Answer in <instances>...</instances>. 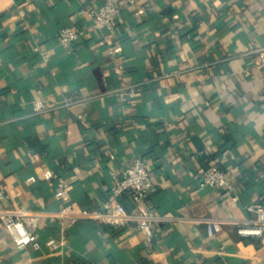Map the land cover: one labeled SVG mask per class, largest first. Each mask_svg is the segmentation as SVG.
<instances>
[{"label": "crops", "instance_id": "crops-1", "mask_svg": "<svg viewBox=\"0 0 264 264\" xmlns=\"http://www.w3.org/2000/svg\"><path fill=\"white\" fill-rule=\"evenodd\" d=\"M102 1L0 0L1 185L7 204L44 213L41 242L64 240L19 249L2 232L0 264H264V234L239 236L231 221L264 205V71L254 66L264 0H138L99 30L80 11ZM65 26L86 30L71 49ZM36 98L57 107L34 112ZM137 157L154 186L138 206L129 193L123 203L162 217L152 241L134 221L51 215L68 203L105 209L110 172ZM211 164L239 199L200 185ZM202 218L222 220L221 232L209 236Z\"/></svg>", "mask_w": 264, "mask_h": 264}, {"label": "built area", "instance_id": "built-area-1", "mask_svg": "<svg viewBox=\"0 0 264 264\" xmlns=\"http://www.w3.org/2000/svg\"><path fill=\"white\" fill-rule=\"evenodd\" d=\"M138 0H103L102 3L89 10H81L80 14L86 13L91 20V26L99 29H114L117 20L122 11L137 3ZM86 30L74 26H65L61 29L59 39L61 45L66 49H71L85 34ZM111 54L117 52V49L109 47ZM255 68L264 71V47L257 54L254 62ZM34 112L49 111L57 107V104L49 102L42 98H36L32 102ZM83 117V115H80ZM114 158V155L111 156ZM115 178V183L111 187L107 207L105 209L95 208L92 210L83 209L72 203L65 204L59 211L51 215L60 218H87L118 228L137 222L138 228L145 235L146 239L152 241L155 235L154 224L162 219L149 213H140L135 210L128 211L123 203L126 193L135 206H138L149 194L154 186L153 174L142 157H137L125 169L124 173L117 176L113 171L110 172ZM53 174L50 171L44 173V178L50 179ZM29 180H35L30 178ZM61 189L56 192L57 198L65 195L68 184L61 180ZM200 185L202 187H212L221 190L224 194L239 199L236 184L233 177L226 171L216 165H209L202 174ZM8 193L1 185L0 179V233L6 232L12 239L14 245L19 248L32 247L39 249L46 247L52 250H60L64 246L63 239L54 237L41 242L38 235V221L44 215L43 212L33 210L22 204H7ZM247 210L255 214L252 219H234L231 220L236 225L239 236L242 237H261L264 234V205L255 201L247 205ZM206 224L209 236H215L222 230L223 221L216 218H202Z\"/></svg>", "mask_w": 264, "mask_h": 264}, {"label": "trees", "instance_id": "trees-1", "mask_svg": "<svg viewBox=\"0 0 264 264\" xmlns=\"http://www.w3.org/2000/svg\"><path fill=\"white\" fill-rule=\"evenodd\" d=\"M111 227V226H110ZM114 228V227H113ZM115 229V228H114Z\"/></svg>", "mask_w": 264, "mask_h": 264}]
</instances>
